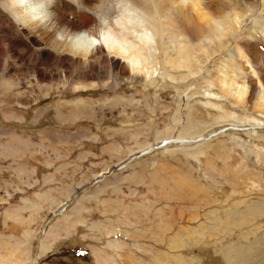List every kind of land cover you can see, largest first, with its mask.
Wrapping results in <instances>:
<instances>
[{
  "label": "rangeland",
  "instance_id": "374dc122",
  "mask_svg": "<svg viewBox=\"0 0 264 264\" xmlns=\"http://www.w3.org/2000/svg\"><path fill=\"white\" fill-rule=\"evenodd\" d=\"M155 49L150 82L60 65L0 6V264H264V112Z\"/></svg>",
  "mask_w": 264,
  "mask_h": 264
},
{
  "label": "bare ground",
  "instance_id": "6f19581e",
  "mask_svg": "<svg viewBox=\"0 0 264 264\" xmlns=\"http://www.w3.org/2000/svg\"><path fill=\"white\" fill-rule=\"evenodd\" d=\"M108 1L113 3L115 0H105V4ZM122 1L124 11L117 15L116 7H111L107 17L109 21L113 19L111 26L100 32L99 39L93 38V47L90 50L86 47L83 54L68 50V40L57 38L55 33L65 24L72 32L89 29L96 34L102 22L91 9L99 0H80L85 6L84 11H78L72 0H57L53 9L55 22H18L35 31L40 29L46 44L62 53L61 57H56L47 52L44 59L60 65L76 63L79 68L88 69L107 63L108 59L103 57L106 52L110 61L116 64L114 67L119 75H142L150 77L148 82L160 70L159 52L155 46L161 45L167 70L176 71L182 78L199 74L204 70L201 68L203 63L215 62L221 54L217 69L207 71L211 74L208 81L221 91L223 97L264 112V45L258 39L262 35L264 40V20L258 18L253 29H243L244 21L256 11L259 0ZM34 2L44 4L46 0ZM261 2L264 5V0ZM169 76L175 78L172 73ZM246 80L249 82L247 87ZM230 114L235 115L234 112ZM55 236L51 234L49 241L43 243V251L51 248ZM132 261H135L134 257Z\"/></svg>",
  "mask_w": 264,
  "mask_h": 264
},
{
  "label": "clouds",
  "instance_id": "9594fccd",
  "mask_svg": "<svg viewBox=\"0 0 264 264\" xmlns=\"http://www.w3.org/2000/svg\"><path fill=\"white\" fill-rule=\"evenodd\" d=\"M77 5L78 11H84L80 0H72ZM57 0H46L44 4L35 3L34 0H0V6L6 7L12 16L22 24L43 22H55V13L53 11ZM107 5L105 0H99L91 9L95 13L99 21L102 22L98 27L96 34H92L89 29L79 32H72L70 29L59 27L57 38L67 39L69 42L68 50L83 54L93 47L91 40L93 38L99 39L101 31H107V28L111 26L112 21H109L104 15V8Z\"/></svg>",
  "mask_w": 264,
  "mask_h": 264
}]
</instances>
